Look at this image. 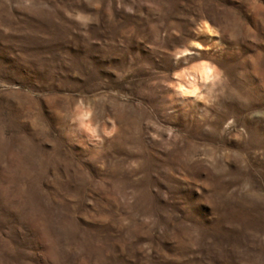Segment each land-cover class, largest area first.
Masks as SVG:
<instances>
[{"label":"rangeland","instance_id":"rangeland-1","mask_svg":"<svg viewBox=\"0 0 264 264\" xmlns=\"http://www.w3.org/2000/svg\"><path fill=\"white\" fill-rule=\"evenodd\" d=\"M0 264H264V0H0Z\"/></svg>","mask_w":264,"mask_h":264}]
</instances>
